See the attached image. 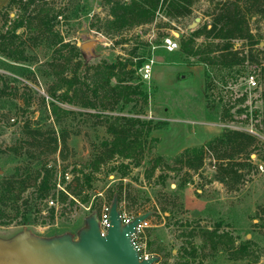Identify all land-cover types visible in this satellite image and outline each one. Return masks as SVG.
Instances as JSON below:
<instances>
[{
    "label": "rangeland",
    "instance_id": "374dc122",
    "mask_svg": "<svg viewBox=\"0 0 264 264\" xmlns=\"http://www.w3.org/2000/svg\"><path fill=\"white\" fill-rule=\"evenodd\" d=\"M110 1L35 0L25 10L20 0L12 6L11 0H0V36L5 34L9 38L15 20L24 18L25 26L18 29L19 37L15 41L28 58V61L15 62L0 53V208L10 222L0 224V236L10 237L24 226L41 236L77 232L88 215L97 212L100 216L105 207H110L114 193L122 187L121 213L135 217L153 211L144 241L146 251L160 257L156 264H264L262 67L247 59L243 65L232 68L201 63L191 69L192 66L183 63L187 59L185 55L180 56V48L169 52L163 46L165 37L173 36L180 42L182 36L210 24L209 14L222 0H198L190 17L180 23L170 22L169 27H165L168 19L159 15L152 24L113 34L107 32ZM43 8L50 11L51 32L39 30ZM194 23L197 24L191 29ZM249 26L261 45L250 47L247 41L237 39L233 41V48L244 54L249 51L258 54L264 47V19L252 17ZM59 37L62 43L54 45V39ZM86 42H94L93 47L83 50L81 46ZM214 42L219 41L204 36L197 39V44L204 48L213 47ZM63 44L69 46L63 47ZM73 45L82 49V54L74 57L65 75L70 77L80 61L85 65L77 74L87 84H92L95 68L100 64L130 59L134 63L146 60L152 64L149 80L142 78L140 70L133 80L147 92L148 106L138 102L119 111L121 101L105 115L140 116L167 122L151 135L161 141L154 145L150 155L146 152L149 157L144 158L140 167H132L125 179L119 178V171H112L122 161L118 158L96 174L92 187L85 185L82 196H91L89 205L71 203L75 176L77 172H83L78 174L82 177L91 171L101 143L111 140L112 135L107 130L108 119L96 117V109H84L72 100L62 102L58 98L66 88L60 87L58 74L51 64L71 56ZM177 66L189 68L176 71ZM251 75L258 81L255 88L247 82ZM115 84L117 80L113 78L112 85ZM55 90L58 97H51ZM51 101L71 113H62L57 118ZM94 102L101 103L95 98ZM105 102L111 106L113 98ZM36 128L50 139L54 130L57 136L62 131L67 135L66 143L59 139L57 151L43 159L49 170L56 168L52 178L56 188L46 199L39 198L35 180L38 168L44 163L38 165V159L28 152L33 142L30 134ZM235 131L255 137L246 154L235 155V145L224 143L215 150L206 149L203 166L198 171L175 162L184 149L207 144L216 136ZM16 149L26 156L17 154ZM157 156L172 167L166 171L170 177L165 187L155 184L160 168L152 173ZM224 157L230 159H219ZM17 167L21 168L22 179L27 180L28 189L21 195L23 200H29L26 208L3 196L2 185L15 174ZM231 168L241 175L240 179L235 173L224 175V169ZM59 191L68 195L66 201H61ZM93 202L95 207L91 208ZM213 231L227 234L225 241L231 237L234 245L219 242L214 248L208 233ZM246 243L247 253L235 258L236 249ZM193 248H197L196 258L191 255Z\"/></svg>",
    "mask_w": 264,
    "mask_h": 264
},
{
    "label": "trees",
    "instance_id": "16d2710c",
    "mask_svg": "<svg viewBox=\"0 0 264 264\" xmlns=\"http://www.w3.org/2000/svg\"><path fill=\"white\" fill-rule=\"evenodd\" d=\"M198 0H111L109 2V15L111 19L107 20V32L115 33L122 32L123 30H129L136 27L152 24L156 21L159 15H163L168 19V24L165 27H169L170 22L180 23V20L190 17L193 14L194 5ZM35 0H27V3H23L20 0L22 8L28 10ZM16 3V0H11V6ZM39 30L45 32V30L52 31L51 14L47 9H41ZM211 16V23L206 24L203 28L195 30L189 36H182L180 40V56L185 55L187 61H183L185 65L196 66L201 63L218 65L225 68H232L234 66L243 65L247 59H251V62H255L258 66L262 67L264 71V47L258 54H253L249 51L248 54L234 50L233 41L237 39L245 40L249 43L250 47L261 45V41L258 40V36L251 32L249 26V19L258 16L260 19H264V0H222L215 5ZM54 18L57 15L53 16ZM31 19V18H30ZM34 18L32 17V20ZM30 21L32 23L33 21ZM25 26V19L15 20L11 35L6 38L7 35L0 36V53L6 55L7 58L14 60L15 62L28 61L25 51L16 45V38L19 36L16 34L18 29ZM42 27V28H41ZM204 36L208 39L217 40L218 43L213 44V47L204 48L202 45L197 44V39ZM58 38V37H57ZM54 39V45L62 43L61 38ZM69 46V44H63V47ZM71 56L60 57L62 62H52L51 66L54 68L60 82V87L66 88L61 96L56 95V90L51 94V97L57 96L62 102L73 101V103L79 104L84 109H96L94 114L98 118L108 119V132L112 135L111 140H104L101 143V151L96 155L95 159L91 163V171L85 173L82 177L75 176L76 186L73 188V199L71 203L76 205L82 203L89 205L91 196H82L83 189L86 186L92 187V182L96 179V174L102 171V168L114 162L120 158L122 161L118 166H113L112 171H119L120 179H125L133 168L140 167L144 158L149 157L154 149V145L159 143L160 138L153 137L152 132L162 129L167 125V122H159L154 120L142 119L140 116L129 117L126 115L109 116L105 115L107 110H115L119 103L122 101V106L119 111H123L129 104L137 105L141 102L143 106H148L149 96L147 92L142 88L140 84L134 83L135 74L146 63V60H140L137 63L133 62V59L126 60L125 62H118L113 64H100L95 68L92 84L81 82L80 76L77 74V70L85 64L78 61L75 65V71L70 77L65 75L68 66L74 60V57L82 54V49L73 45ZM57 60V59H56ZM57 68H60L58 70ZM117 80V84L112 85V79ZM73 94V95H72ZM73 98V99H72ZM95 99H99L101 103L94 102ZM113 98L111 106L105 101ZM75 99L78 102H75ZM80 101V102H79ZM53 115L57 118L60 114L71 113L70 110L61 108L55 101L50 102ZM117 105V106H116ZM75 114V111H73ZM140 115L142 113H139ZM137 114V115H139ZM62 131V130H61ZM33 142L28 149L29 154L38 159V165H44L38 168L36 176V192L40 199H46L50 192L56 188V182L52 181L55 169L49 170L44 158L50 153H55L58 148L59 139L66 143L67 135L62 131L59 136L55 133L53 138H46L42 134L39 128L33 130L30 134ZM255 142V137L246 133L235 131L216 136L213 140L207 144L188 147L180 152L175 162L181 164L182 167H187L198 171L203 166L204 154L207 151L215 150L221 144L235 145V155L246 154ZM45 147L43 152L42 148ZM18 149L15 151L17 154ZM146 152L149 155H146ZM22 156H26L23 153ZM33 158H31L33 160ZM221 160L230 159L229 157L219 158ZM160 168V174L157 176L155 184L166 186V182L170 175L166 172L167 169L171 170L172 167L165 163L163 157L157 156L153 161L154 173ZM43 171L42 180H39ZM226 174L235 173L236 178L240 179L241 175L237 174V171L231 168L230 170L224 169ZM21 168L17 167L15 174L11 178L7 179L3 185V196L5 200H11L15 203L28 206V199L23 200L21 195L28 189L27 180H23L21 177ZM39 181V183H38ZM186 183H184L185 185ZM122 186V185H121ZM61 201L64 202L68 199L63 191H59ZM117 195L119 203L122 202L123 191L122 187L119 188L114 196ZM94 202L91 204V208H94ZM10 222L5 219L3 208H0V224L8 225ZM210 240L214 248L219 242H227L229 245H234V239L231 237L225 241L228 237L227 234H217V232H208ZM237 252L235 258H242L248 251V244L239 246L236 249ZM192 257L196 258L197 248H193Z\"/></svg>",
    "mask_w": 264,
    "mask_h": 264
},
{
    "label": "water",
    "instance_id": "95a60500",
    "mask_svg": "<svg viewBox=\"0 0 264 264\" xmlns=\"http://www.w3.org/2000/svg\"><path fill=\"white\" fill-rule=\"evenodd\" d=\"M175 35L180 34L175 32ZM93 45L94 42H86L81 47L87 50ZM152 214L153 211H148L124 223L115 195L105 233L97 212L88 215L77 232L41 236L24 226L10 237L0 236V264H156L159 256L140 259L132 241L138 233L137 227Z\"/></svg>",
    "mask_w": 264,
    "mask_h": 264
},
{
    "label": "built area",
    "instance_id": "2783aa9c",
    "mask_svg": "<svg viewBox=\"0 0 264 264\" xmlns=\"http://www.w3.org/2000/svg\"><path fill=\"white\" fill-rule=\"evenodd\" d=\"M163 46L165 49L169 52L176 51L180 48V43L173 37H165L163 41ZM140 73L142 75V78L144 80H149L152 76V64L145 63L143 67L140 69ZM247 82L251 85V87L255 88L257 87L258 81L255 78V76L251 75ZM122 218L124 223H128L132 220L133 217H129L125 213L122 212ZM100 221H101V229L102 232L105 233L107 231V228L109 227V207H105L103 213L100 215ZM150 224L149 221L142 222L138 227V233L133 235V245L136 248V250L139 253L140 259L143 258H150L153 255L146 251V242L144 239L146 238L145 230L149 228Z\"/></svg>",
    "mask_w": 264,
    "mask_h": 264
},
{
    "label": "crops",
    "instance_id": "0c3cea01",
    "mask_svg": "<svg viewBox=\"0 0 264 264\" xmlns=\"http://www.w3.org/2000/svg\"><path fill=\"white\" fill-rule=\"evenodd\" d=\"M179 68H183V69H185L186 67H179V66H177V67L175 68V70H176V71H179ZM188 68H189V67H187L186 69H188ZM195 68H197V67H196V66H192V67H191V69H195ZM175 70H174V71H175Z\"/></svg>",
    "mask_w": 264,
    "mask_h": 264
}]
</instances>
